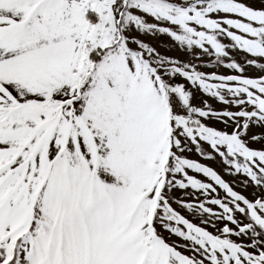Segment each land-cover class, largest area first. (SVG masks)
I'll use <instances>...</instances> for the list:
<instances>
[{
	"label": "snow or ice",
	"instance_id": "obj_1",
	"mask_svg": "<svg viewBox=\"0 0 264 264\" xmlns=\"http://www.w3.org/2000/svg\"><path fill=\"white\" fill-rule=\"evenodd\" d=\"M260 4L0 0V264H264Z\"/></svg>",
	"mask_w": 264,
	"mask_h": 264
},
{
	"label": "rangeland",
	"instance_id": "obj_2",
	"mask_svg": "<svg viewBox=\"0 0 264 264\" xmlns=\"http://www.w3.org/2000/svg\"><path fill=\"white\" fill-rule=\"evenodd\" d=\"M253 2H254V6L255 7H260L261 6L260 0H253ZM149 43L153 44V45H158V50L163 52L166 55H169V56L176 55V53L174 51H170L169 50L171 48V42L166 37L158 38V39H150ZM212 70L213 71H218L221 74H231V70L224 69L223 67H221L218 70L217 69H212ZM245 74L246 75H255L256 72L251 70V69H249ZM193 103L198 104L199 103V98L194 100ZM208 103L211 104L212 107L217 109V110H222L224 108L223 105H221V104H219V103H217L215 101H212V100H209ZM253 131L255 133H257V134L260 133V129L259 128L253 129ZM254 146L258 147V145H254ZM190 158H192L194 160H197L199 162H202V163L209 164L210 166L213 167L214 170H216L218 172V174H220L222 176L223 179H225L226 182L230 183V186H233L234 190H236L238 192H242L243 194L248 195V196L251 195L252 189H247V190L242 189L240 187V183H239L240 178L227 175L226 172L224 171V168H223L222 164L218 162V158H217V160L215 162L202 161L201 158L199 156H197L195 153H192ZM199 178L202 179V180H205V178H203L202 176H200ZM206 182H209V181H206ZM218 192H219L221 197L224 196V193H223L222 190L218 189ZM210 207H213V206H210ZM194 219H195L194 222L198 223V220H196V218H194Z\"/></svg>",
	"mask_w": 264,
	"mask_h": 264
},
{
	"label": "crops",
	"instance_id": "obj_3",
	"mask_svg": "<svg viewBox=\"0 0 264 264\" xmlns=\"http://www.w3.org/2000/svg\"><path fill=\"white\" fill-rule=\"evenodd\" d=\"M174 207H175V205H174ZM178 210H180V209H178ZM183 214H185L186 217L189 218L190 220H192L193 222L195 221L194 217H192L190 213H183Z\"/></svg>",
	"mask_w": 264,
	"mask_h": 264
}]
</instances>
